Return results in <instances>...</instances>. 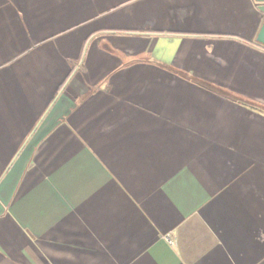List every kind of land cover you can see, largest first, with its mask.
<instances>
[{
	"label": "crops",
	"instance_id": "1",
	"mask_svg": "<svg viewBox=\"0 0 264 264\" xmlns=\"http://www.w3.org/2000/svg\"><path fill=\"white\" fill-rule=\"evenodd\" d=\"M263 18L0 0V264H264Z\"/></svg>",
	"mask_w": 264,
	"mask_h": 264
},
{
	"label": "trees",
	"instance_id": "2",
	"mask_svg": "<svg viewBox=\"0 0 264 264\" xmlns=\"http://www.w3.org/2000/svg\"><path fill=\"white\" fill-rule=\"evenodd\" d=\"M255 44H257L258 46L264 48V45H262V44H260L258 42H255ZM180 74H182V73H180ZM199 84H201V85H203L205 87L211 88V89H215V90L219 91L220 93L224 94L226 97H228L230 99H233L234 101H237V102H240V103H244V104H247V105H251V106H258V105H256V103H253L252 101H250V100H248V99H246V98H244L242 96L233 94V93H231L229 91H226V90L211 86V85L203 83V82H200Z\"/></svg>",
	"mask_w": 264,
	"mask_h": 264
},
{
	"label": "water",
	"instance_id": "3",
	"mask_svg": "<svg viewBox=\"0 0 264 264\" xmlns=\"http://www.w3.org/2000/svg\"><path fill=\"white\" fill-rule=\"evenodd\" d=\"M254 1L257 4V8L259 9V11L264 14V0H254ZM255 40L256 42L264 45V18Z\"/></svg>",
	"mask_w": 264,
	"mask_h": 264
},
{
	"label": "built area",
	"instance_id": "4",
	"mask_svg": "<svg viewBox=\"0 0 264 264\" xmlns=\"http://www.w3.org/2000/svg\"><path fill=\"white\" fill-rule=\"evenodd\" d=\"M168 242H169V243H172V240H171V239H168Z\"/></svg>",
	"mask_w": 264,
	"mask_h": 264
}]
</instances>
